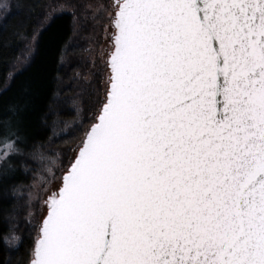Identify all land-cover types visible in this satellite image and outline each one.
<instances>
[{
    "label": "snow or ice",
    "instance_id": "1",
    "mask_svg": "<svg viewBox=\"0 0 264 264\" xmlns=\"http://www.w3.org/2000/svg\"><path fill=\"white\" fill-rule=\"evenodd\" d=\"M61 6L92 28L95 87L59 136L29 131L26 84L0 100V245L27 244L24 264H264V0ZM50 129L73 140L59 163Z\"/></svg>",
    "mask_w": 264,
    "mask_h": 264
},
{
    "label": "trees",
    "instance_id": "2",
    "mask_svg": "<svg viewBox=\"0 0 264 264\" xmlns=\"http://www.w3.org/2000/svg\"><path fill=\"white\" fill-rule=\"evenodd\" d=\"M62 0H10L8 11L0 17V100L6 110L11 100L17 95L21 84L27 85L31 93L26 123L29 131L37 136H44L45 118L56 136L67 132L78 122L77 108L86 107L95 85H85L77 78L89 69L88 48L92 43V28L87 23L79 31L72 30L71 9L64 8L48 19L49 15L61 5ZM54 19L51 27L48 24ZM47 28L40 36L39 47L34 37ZM27 33V35H26ZM33 43L32 54L23 69L31 62L23 75L10 78L15 65L26 55L30 43ZM33 53L35 57L33 58ZM22 71V70H21ZM20 71V72H21ZM18 72V73H20ZM11 88L8 91L4 89ZM81 111V116L83 118ZM48 131L50 159H60L66 149L70 150L72 138L56 140L52 130ZM55 140V142H51ZM44 167L38 166L35 175ZM34 179H28L32 184ZM20 203L29 199V190L22 188L17 194ZM38 207V204H37ZM23 231V228L19 230ZM16 234H19L17 232ZM27 244L19 251L9 252L5 245H0V257L10 255L12 264H24Z\"/></svg>",
    "mask_w": 264,
    "mask_h": 264
},
{
    "label": "rangeland",
    "instance_id": "3",
    "mask_svg": "<svg viewBox=\"0 0 264 264\" xmlns=\"http://www.w3.org/2000/svg\"><path fill=\"white\" fill-rule=\"evenodd\" d=\"M10 0H0V5H4V4H9ZM64 8L59 5L58 8H56L55 10H53V12L49 15L48 19H50L52 16H54L55 14H57L59 11H63ZM4 12L3 8H0V17L2 15V13ZM92 43L89 45L88 48V59H89V69L87 72H85V74H79L77 75V78L80 79L86 86L88 85L85 82V77L88 76L90 71H95L92 67V61L93 59L98 55V46L96 44H94L93 40L94 37L92 39ZM33 43L34 41H32L30 43L31 47H28V50L26 52V55L15 65V68L13 69L12 73L10 74V78L13 77L16 73L20 72L23 67L25 66V64L27 63L28 58L31 56L32 54V49H33ZM29 45V46H30ZM57 163L60 162V155L58 154V158L56 159ZM47 171L45 170V167H43L34 177V180L32 182V184H36L38 182H42L45 178H47ZM36 189H32L33 195H35L36 193ZM39 206V205H38Z\"/></svg>",
    "mask_w": 264,
    "mask_h": 264
}]
</instances>
